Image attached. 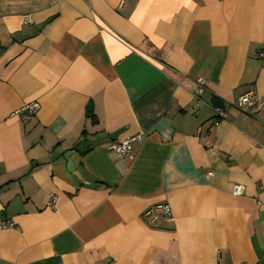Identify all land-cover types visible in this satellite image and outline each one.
Instances as JSON below:
<instances>
[{"label": "crops", "instance_id": "0c3cea01", "mask_svg": "<svg viewBox=\"0 0 264 264\" xmlns=\"http://www.w3.org/2000/svg\"><path fill=\"white\" fill-rule=\"evenodd\" d=\"M260 54L264 0H0V264H264Z\"/></svg>", "mask_w": 264, "mask_h": 264}, {"label": "built area", "instance_id": "2783aa9c", "mask_svg": "<svg viewBox=\"0 0 264 264\" xmlns=\"http://www.w3.org/2000/svg\"><path fill=\"white\" fill-rule=\"evenodd\" d=\"M29 21H30L29 18H26L24 20L25 23H29ZM260 57L261 58L264 57V54H260ZM205 86H206V83L202 79L195 80L192 83L191 96L194 100V105L196 107L198 106L200 102L201 96L205 90ZM262 103L263 102L256 101V100L250 101L249 96L245 95L238 99L236 103V107L239 110H244V111L248 107H253V108L258 109L262 105ZM38 109H39V105L37 103H29L25 105L24 107L12 112L10 116L20 118L23 121H28L33 116H35ZM213 113L215 117V120L213 121V125H216L218 123L217 122L218 120H223L225 118L224 112L219 108H214ZM141 142H143V137L140 134L138 136L131 137V138H128L122 141L112 142L109 145L108 150L112 152L116 156V158H130L133 153V145L141 144ZM242 190L243 188L241 186L235 185L232 188V196L234 197L241 196ZM55 203H56V196L53 194H50L47 206L50 208H54ZM144 217L146 220H148L151 223L159 222L162 220H165V221L172 220L170 207L165 203L157 204L151 209L147 210L144 213ZM11 226L12 224L8 221H5L2 223L3 228H10Z\"/></svg>", "mask_w": 264, "mask_h": 264}, {"label": "water", "instance_id": "95a60500", "mask_svg": "<svg viewBox=\"0 0 264 264\" xmlns=\"http://www.w3.org/2000/svg\"><path fill=\"white\" fill-rule=\"evenodd\" d=\"M91 108H88V111L90 112ZM71 156V152H67L66 154H64V158L67 161V170L70 172L73 169V166L71 164V162L69 161V157Z\"/></svg>", "mask_w": 264, "mask_h": 264}, {"label": "trees", "instance_id": "16d2710c", "mask_svg": "<svg viewBox=\"0 0 264 264\" xmlns=\"http://www.w3.org/2000/svg\"><path fill=\"white\" fill-rule=\"evenodd\" d=\"M219 104H220V103L216 100V101L214 102V106H215V107H213V109H214V108H218V107H219ZM217 106H218V107H217Z\"/></svg>", "mask_w": 264, "mask_h": 264}]
</instances>
